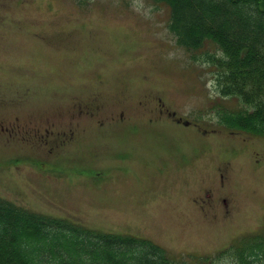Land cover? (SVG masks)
<instances>
[{"label":"rangeland","instance_id":"rangeland-1","mask_svg":"<svg viewBox=\"0 0 264 264\" xmlns=\"http://www.w3.org/2000/svg\"><path fill=\"white\" fill-rule=\"evenodd\" d=\"M169 22L154 0H0V198L173 256L263 230L264 138L220 125L239 102Z\"/></svg>","mask_w":264,"mask_h":264},{"label":"trees","instance_id":"trees-1","mask_svg":"<svg viewBox=\"0 0 264 264\" xmlns=\"http://www.w3.org/2000/svg\"><path fill=\"white\" fill-rule=\"evenodd\" d=\"M154 2L169 9V28L191 58L216 68L221 96L239 102L235 111L219 113L220 125L264 138V0ZM186 256H173L149 240L87 228L0 198V264H213L222 258L264 264V228L240 237L213 258Z\"/></svg>","mask_w":264,"mask_h":264}]
</instances>
